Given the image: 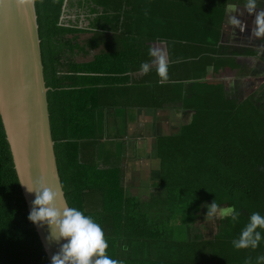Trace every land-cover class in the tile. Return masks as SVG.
Segmentation results:
<instances>
[{"label":"trees","instance_id":"1","mask_svg":"<svg viewBox=\"0 0 264 264\" xmlns=\"http://www.w3.org/2000/svg\"><path fill=\"white\" fill-rule=\"evenodd\" d=\"M149 1L35 0L67 204L94 218L108 242L106 254L124 264H244L246 257L254 262L264 254V239L256 249H235L231 241L252 212L264 216V78L255 88L245 87L250 79L239 59L264 61V53L219 44L225 9L234 0ZM170 1L178 7L166 9ZM148 19L152 32L178 41L173 46L178 63L222 59L237 80L150 85L102 74L101 58L114 60L131 42L141 63L151 58L149 43L157 37L144 29ZM180 19L187 28L179 33ZM191 28L195 39L185 36ZM211 38L217 39L208 42ZM134 105L170 108L185 120L173 134L155 140L159 177L145 196L126 184L128 125L115 123L113 133L110 124L119 114L128 116ZM214 200L221 208L234 207L238 221L220 217L211 238L196 239L193 228ZM28 214L0 117V264H50Z\"/></svg>","mask_w":264,"mask_h":264},{"label":"water","instance_id":"2","mask_svg":"<svg viewBox=\"0 0 264 264\" xmlns=\"http://www.w3.org/2000/svg\"><path fill=\"white\" fill-rule=\"evenodd\" d=\"M35 0H0V117L18 182L45 183L67 203L57 168L41 56ZM20 185L28 212L35 193ZM35 231L51 264L60 244L46 239L47 225Z\"/></svg>","mask_w":264,"mask_h":264},{"label":"crops","instance_id":"3","mask_svg":"<svg viewBox=\"0 0 264 264\" xmlns=\"http://www.w3.org/2000/svg\"><path fill=\"white\" fill-rule=\"evenodd\" d=\"M237 1L239 3H237ZM155 1H149V3H154ZM245 3L246 0H234V2H231L227 5L225 9V15H224V21L222 24V29L219 34V44L220 45H232V46H237L241 48H255L260 52L264 53V37L257 38L255 36L251 35L252 29L255 28V22H254V14L249 15L247 13V10L245 8ZM178 3H174L173 1L166 2V9H171L178 7ZM149 9V8H148ZM150 10V9H149ZM257 10H264V0H257ZM150 13V12H149ZM200 14V13H199ZM199 14L194 12V16L197 15V18L199 19ZM179 15L183 18L185 17L186 11L185 9L183 10V13L180 12ZM184 15V16H183ZM236 15L238 18L242 21L245 30L241 32L238 28L230 25L228 23L229 17ZM85 26H83V29H87V21L84 20ZM176 27L178 32L182 29L186 30L187 28V23L185 20H176ZM81 24L79 25V27ZM199 25H195V29H198ZM148 28V29H146ZM144 29L148 32H152L150 29H152V21L148 19ZM191 28L188 30V32L185 34L187 37L188 34L192 35L193 37L191 39H195L193 33H197L196 30ZM154 31V30H153ZM155 37H157L156 40L150 42V45H153L155 47L160 48L163 50L165 53V56L168 60V79L165 81H161L160 77L156 74L155 68L153 67L152 70L147 73L143 74L140 72V65L141 62L137 58L136 53H135V48L133 46V43L129 45L127 51L121 52L114 54V60L110 57L105 55L104 57L101 58L100 60V71L104 75H109V76H118V77H131V83L136 84L137 81H143L146 84H154L156 81H160V84H166V85H171L173 83H178V82H193V81H199L200 79H194V78H188L190 74H195L196 72V67L198 65H210L212 63H219L221 67L223 68V63L222 59L221 60H216V61H183L181 63H178L176 61V54L175 50L173 49V46L175 44H179L178 41H174V39H162L164 36H169L166 35L165 33H160L158 32V35L156 32H152ZM164 35V36H162ZM90 36V35H87ZM216 40L217 38H211L207 39L208 42H211L212 40ZM200 41L207 42L205 38H200ZM133 42H135L133 40ZM218 42V40H217ZM93 55L89 57V61L92 59ZM252 60L256 62L255 65H257V60L253 58H240L239 61H244V60ZM151 58H148V61H150ZM262 64V68L264 69V64ZM243 64V63H242ZM247 66V65H246ZM248 67V66H247ZM254 67V66H253ZM252 68V66H251ZM249 69V68H248ZM223 71L225 69L223 68ZM264 71V70H263ZM226 72V71H225ZM229 72V71H227ZM204 80V79H202ZM144 89L147 91V88L144 87ZM169 89H167L168 91ZM138 90H136V93ZM142 92L139 93V100L144 96L140 95ZM137 96V95H136ZM146 96L142 98L143 102L145 101ZM138 99V96H137ZM119 114V112L117 113ZM128 116L119 114L115 120L114 118L110 119V124H111V130L112 132L114 130L115 123L117 125H122V124H127L128 125V135L125 138L129 142V146L127 143L126 147V156L130 157L131 160H135L136 162H140L139 160H145L146 157L150 156L155 158V140L164 135H171L175 131H173V126L178 127L179 124L182 123L184 120L182 115L178 114L175 112L173 109H161L157 107H138V105H134L133 108L129 110V112L126 114ZM124 118V119H123ZM183 119V120H182ZM185 121V120H184ZM113 132V133H114ZM131 142H132V147H131ZM141 153L143 155H141ZM142 157V158H141ZM145 157V158H143ZM156 159V158H155ZM157 160V169L159 171V160ZM125 167V165H124ZM126 170V184L127 185H133L134 188H137L140 185L136 184H131L132 179L128 178L127 175V168ZM153 181V179H152ZM135 183V182H134ZM151 185V184H150ZM150 188V187H149Z\"/></svg>","mask_w":264,"mask_h":264},{"label":"clouds","instance_id":"4","mask_svg":"<svg viewBox=\"0 0 264 264\" xmlns=\"http://www.w3.org/2000/svg\"><path fill=\"white\" fill-rule=\"evenodd\" d=\"M30 2V0H29ZM18 6H26V0H18ZM245 8L249 15L254 14L255 28L251 35L257 38L264 37V10H257V0H246ZM228 23L241 32L245 30L238 16L229 17ZM148 55L152 59L140 65V72L149 73L155 68L161 81L168 79V60L163 50L149 45ZM25 186L28 193H35L32 208L28 219L37 226L47 225L49 236L46 239L59 243V251L51 257V264H124L122 260L109 257L106 254L108 242L102 227L90 215L69 206L58 190L49 188L45 183ZM239 212L234 207L221 208L215 200L207 205L205 218L230 217L232 222L238 221ZM264 216L252 212L248 222L241 229L238 238L231 241L235 249H256L264 239ZM244 264H264V254L258 255L255 261L250 257L244 259Z\"/></svg>","mask_w":264,"mask_h":264},{"label":"rangeland","instance_id":"5","mask_svg":"<svg viewBox=\"0 0 264 264\" xmlns=\"http://www.w3.org/2000/svg\"><path fill=\"white\" fill-rule=\"evenodd\" d=\"M242 64V71L243 73L247 72V75H245L247 78L250 79V82L245 85V87H250L252 84L255 87L259 86L262 82V78H264L263 74L264 71L260 74H253L252 69L254 68L256 62L245 59L244 61H240ZM264 64V61H262ZM249 69H248V67ZM252 66V68H251ZM195 74H190L188 78H194V79H204L210 83H220L224 80H226L229 84H234V82L237 80V73L234 74H228L227 72L223 71V68L219 63H212L210 65H198L196 68ZM229 79V80H227ZM242 84V83H241ZM175 130V127L173 126V131ZM141 155H143L141 153ZM142 158V157H141ZM145 158V157H143ZM140 162H136L135 160H131L130 157L126 156L124 157V165L125 168H127V175L130 180L132 179L131 184H136L138 187V190H135L134 192L138 195L145 196L150 194V182L156 180L158 176V167H157V160L155 158L146 157L145 160H139ZM135 182V183H134ZM207 213V212H206ZM206 214H203L200 218L197 225L193 228L195 232V238L196 239H209L211 238L216 230V225L219 222L220 217L215 218H205ZM215 230L213 231V228Z\"/></svg>","mask_w":264,"mask_h":264},{"label":"flooded vegetation","instance_id":"6","mask_svg":"<svg viewBox=\"0 0 264 264\" xmlns=\"http://www.w3.org/2000/svg\"><path fill=\"white\" fill-rule=\"evenodd\" d=\"M257 65L254 66V68L251 70L253 74H260L263 72V68H262V64H260L259 62L262 60V58H257ZM262 63V62H261ZM247 65V64H246ZM249 68V67H248ZM262 71V72H261ZM263 81V78L261 79ZM240 86V85H239ZM248 88H255V85L253 86V84L248 87Z\"/></svg>","mask_w":264,"mask_h":264}]
</instances>
